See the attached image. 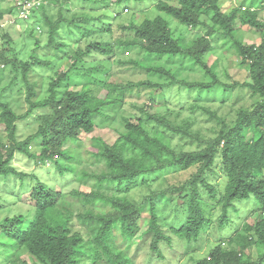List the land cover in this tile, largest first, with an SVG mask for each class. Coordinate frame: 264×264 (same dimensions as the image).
Segmentation results:
<instances>
[{
  "label": "trees",
  "instance_id": "obj_1",
  "mask_svg": "<svg viewBox=\"0 0 264 264\" xmlns=\"http://www.w3.org/2000/svg\"><path fill=\"white\" fill-rule=\"evenodd\" d=\"M130 1L132 0H46V4H42L32 17L36 22V35L33 31L27 33L28 41L34 42L32 52L28 51L30 48L23 47L20 53L12 51V56L8 55V51L14 50V39L8 32L9 29L5 30L6 26L0 24V41L4 47L0 50V75L8 66L16 73H21L29 104L28 111L19 115L9 103L0 98V127L3 133H0L1 176H20L21 179L26 177V174L12 165L17 154L44 163L53 161L62 174L73 171V168L60 165L57 158L70 160L66 145L78 142L82 133L92 132L96 126V117L103 115L107 107L117 102L111 99V92L100 98L90 88L91 84H81L82 80H78L81 71L78 72L77 67L82 61L93 55L100 56L97 59L102 61L101 56L114 53V48L108 41L97 40L100 32H112V24L110 26L109 22L111 16L104 14L94 17L91 13L96 10L105 11L113 5ZM13 3V7L0 13V20L14 13V0ZM52 6L57 7L58 17L52 13ZM73 7H76L80 19L69 18ZM157 9L166 14V17L147 20L140 26L133 25L132 29L137 31V37L132 41H122L119 46L124 49L138 47L151 56H166L170 59L176 57L187 61L189 67L199 65L209 76L208 81L188 82L177 78L169 69L148 67V72L163 82H130L125 85H110L111 88L123 92L154 89L163 95L167 89L176 86L181 90L186 88L199 92L211 91L219 86L228 89L234 87L247 89L257 96L255 106L241 108L236 121L231 124L218 117L222 122L221 129L216 137L210 139L193 133L188 124H176L166 114L159 111L153 113L147 107L140 110L142 117L135 120L126 118V131L122 132L117 141L109 144L100 139L101 150L95 157L104 160L106 170L96 176L99 184L116 185L119 192L124 190L129 193L141 180L169 169L184 172L197 168V172L182 185L150 192L140 203L125 197L105 196L95 191H73L70 199L61 192L52 190L33 175L38 180L29 194L36 208L33 219L26 222L25 218L17 216L0 224L1 235L14 240L17 251L26 249L43 264H83L84 261L92 264H135L129 257L128 250L138 235L146 236L154 232L151 247L159 255L160 241L172 240L159 228L158 211L174 198L187 207L188 213L185 223L179 228L172 227L171 232L186 243L199 241L201 234L211 225L202 203L204 191L209 192L222 208L221 228L229 222L228 215L236 201L253 197L258 204L256 212L264 214V20H257V13L249 11L242 17L235 13L227 14L222 10L219 0H176V4L161 1ZM171 19L178 21L187 31L197 30L200 33L193 40H190L191 34L176 36L171 28ZM237 22L260 31L263 39L260 45L235 40V49L241 57V65L247 67L249 79L227 85L217 77L216 67L210 66L204 57L213 49L211 37L222 35L235 39ZM17 25L15 22L7 26L17 28ZM38 26L43 29L42 33L37 31ZM74 26L88 33L91 31L90 35L78 36L79 47L75 49L73 44L65 42L66 32L63 29L67 27V31L72 32L69 34L75 35ZM46 33L48 39L43 46L41 39ZM89 39H93V42L89 43ZM84 42L89 44L85 43L83 47L81 45ZM24 46L29 47L28 44ZM68 50L69 53L66 52ZM22 51H25L24 58L20 57ZM52 51L66 52L71 64L68 70L57 69L51 77L48 96L38 99V83L31 82L30 74L50 65L45 63L41 55L55 56ZM95 70L101 71L104 68L96 67ZM85 77L87 73L82 76ZM16 80L15 74L14 81ZM79 85H82L81 89H74ZM203 110L217 117L210 110ZM39 111L43 112L36 116L40 124L37 133L21 141L18 137V123ZM148 122H154L172 134L196 140L204 148L178 152L158 136L157 132L151 133L147 128ZM31 144L40 148L38 153L30 150ZM218 158L221 161V171L227 179L221 196L218 188L210 182L211 174L218 169ZM78 205L81 208L73 207ZM73 213H78L76 218L85 227L86 233L73 231L71 228ZM144 214H147L145 220L142 218ZM140 220L148 226L143 232ZM238 236L240 243L231 239V246L228 248L215 246L210 256L198 264H264V252L256 260H252L248 253L253 246H257L259 250L264 249V218L260 217L254 226L246 225L238 231ZM8 263L14 264V261L9 260Z\"/></svg>",
  "mask_w": 264,
  "mask_h": 264
},
{
  "label": "rangeland",
  "instance_id": "obj_2",
  "mask_svg": "<svg viewBox=\"0 0 264 264\" xmlns=\"http://www.w3.org/2000/svg\"><path fill=\"white\" fill-rule=\"evenodd\" d=\"M161 1L176 4V0H144L143 2L132 0L126 4L113 5L114 7L111 6L105 11L96 10L91 13L94 17H100L104 14L111 16L109 22L110 26L112 24V32H100L98 34L100 38L97 40L108 41L109 45L113 46L114 53L101 56L102 61L97 59V57H100L97 55L82 61L77 67L78 72L81 71L79 74L80 79L78 80H82V82L80 81L81 84L87 82L91 84L90 88L100 98L106 97L111 92V99L117 100V102L107 107L103 111V115L96 117V126L92 132L82 133L78 142L66 145V152L71 157L70 160L57 158L60 165L73 168V171H66L62 174L53 161L44 163L25 155L17 154L12 165L19 172L26 174V177L21 179L20 176L0 175V224H4L6 220L17 216H22L26 219V222L33 219L36 208L30 200L29 194L33 187L38 184V180L33 175L39 181L46 183L52 190L59 191L70 199L73 191H84L86 193L95 191L109 197H125L137 203H140L146 195L154 190H162L174 185L179 186L187 182L197 172V168L184 172L169 169L156 176L146 177L129 193H125L124 190L119 192L116 185L98 183L96 176L106 170L104 160L100 157H95L101 150L100 139L113 144L119 139L122 132L126 131L125 119L135 120L142 117L140 110L145 107L153 110V113L159 111L166 114L176 124H188L193 133L210 139L216 137L221 129L222 122L218 120V117L231 124L236 121L237 113L241 108H253L255 106L258 97L252 95L251 91L242 88L231 87L233 89H228L219 86L211 91L199 92L186 88L181 90L176 86L172 89H167V92L162 95L160 91H155L154 89L145 91L134 89L123 92V90L110 87V85H125L130 82H163L157 76L150 74L146 69L148 67L169 69V71L175 73L177 78L188 82L208 81L209 76L199 65L189 67L190 65L186 63L187 61H181L176 57L170 59L166 56H151L141 51L138 47L124 49L119 46L122 41H132L137 37V31L132 29L133 25L140 26L147 20L154 21L160 16L166 17V14L159 12L157 9V5ZM219 4L227 14L235 13L242 17L249 11L257 13V20H264V0H219ZM13 6V0H0V13ZM75 9L76 7H73V13L69 15V18H79L80 15ZM57 10L56 6H52V13L58 17ZM235 10L236 12H234ZM11 17L17 19L16 9L13 14L6 15L0 20V24L1 22L2 24L5 23ZM170 22L176 36L180 34L188 36L191 34L190 40H193L200 33L197 30L194 32L187 31L186 27L176 20L171 19ZM16 23L18 24L17 28H9L8 26L5 27L6 29L4 28L5 30L9 29L8 32L14 39V44H12L14 50L8 51L9 56H12L15 52L20 53L23 47L26 49L30 48L29 52H32V48L35 47L34 42L28 41L27 33L33 31L36 35V22L34 20L22 22L17 19ZM236 26L235 39L222 35L211 37L213 49L204 57L210 66L216 67L217 77L227 85H232L234 82H244L249 79L247 67L243 64L241 65V57L235 49V40L244 44L260 45L263 39L260 31L248 25H241V23L237 22ZM63 29L66 32L65 42L73 44L74 49L79 47L78 36L91 34V31L88 33L83 29H78L76 26L73 27L75 35L69 34L72 32L67 31V27ZM41 30L43 31V29ZM37 35L43 36V34ZM47 39L46 33L41 39L43 46L46 44ZM93 39H89L88 42L92 43ZM85 43H82L81 46H85ZM25 44H28L29 47L24 46ZM1 48H4L2 41H0V50H2ZM69 50L73 51L72 49ZM69 50L66 52L69 53ZM52 52L56 58L52 55H41V58L45 59V63L50 65L45 69H41L38 72L34 71L33 74H30L31 82L38 83V99L48 96L47 92L52 82L51 77L57 69L68 70L71 64V59L65 55L66 52H63L64 54L57 51ZM24 54L25 51H22L20 57L24 58ZM101 66L104 68V70H101L102 72L95 70L96 67ZM86 73L90 81L87 77L82 78ZM15 74L17 75L16 81H14ZM81 87L82 85H79L76 88L74 87V89L79 90ZM26 96L27 88L23 82L22 74L16 73L10 66L5 68L0 75V98L2 101L9 103L19 115H23L29 109ZM203 108L215 113L217 117L211 116ZM41 112L43 111L36 112L34 116L18 123V137L21 141L37 133L40 125L37 117ZM147 128L151 133L156 134L157 132L158 136L163 138L166 143L170 144L178 152L195 151L204 148V145H200L198 141L172 134L157 126L154 122H148ZM0 131L2 133L1 127ZM30 150L33 153H38L40 148L35 144H31ZM217 162L218 169L211 174L210 182L218 188V193L221 196L225 190L227 179L221 171L219 158ZM69 198H66V200H69ZM202 203L205 214L211 220V225L201 234L199 241L186 243L171 232L172 227L179 228L185 223L188 213L187 207L174 198L168 205L160 207L158 211L160 230H163L167 236L172 238L171 241L166 239L160 241L161 255L151 247L152 236L155 234L153 232L146 236L138 235L131 244L130 250H128L129 257L133 259L135 264H198L201 260L210 256L215 246L219 245L223 248H228L231 246V239L236 243H240L238 231L248 224L254 226L260 217L264 218V214L256 212L258 204L256 199L252 197L249 200L236 201L229 212V222L221 228L220 218L223 214L221 206L217 205L216 200L207 191H204ZM73 207L81 208L79 205ZM73 214L74 219L71 223L73 231L86 233L85 227L76 218L78 213ZM142 218L143 220L147 219V214H144ZM143 220H140L143 228L142 232L148 228ZM236 243L232 244L235 245ZM15 244L14 240H10L0 233V264H9V260L14 261V264H43L31 256L26 249L17 251L14 248ZM261 252H264V249L261 248L259 250L257 246H253L248 250L252 260H256ZM83 264H92V262L84 261Z\"/></svg>",
  "mask_w": 264,
  "mask_h": 264
},
{
  "label": "built area",
  "instance_id": "obj_3",
  "mask_svg": "<svg viewBox=\"0 0 264 264\" xmlns=\"http://www.w3.org/2000/svg\"><path fill=\"white\" fill-rule=\"evenodd\" d=\"M15 7L17 11V19H19L22 22H28L32 20V17L34 16V12L39 10L42 4L45 2L43 0H14ZM16 18L11 17L10 19L6 20L5 23L1 25L7 26L12 23H15L17 21ZM37 31L40 33L42 30L40 27H37Z\"/></svg>",
  "mask_w": 264,
  "mask_h": 264
},
{
  "label": "clouds",
  "instance_id": "obj_4",
  "mask_svg": "<svg viewBox=\"0 0 264 264\" xmlns=\"http://www.w3.org/2000/svg\"><path fill=\"white\" fill-rule=\"evenodd\" d=\"M44 2H45V4H46V1L45 0H43ZM42 6V5H41Z\"/></svg>",
  "mask_w": 264,
  "mask_h": 264
}]
</instances>
